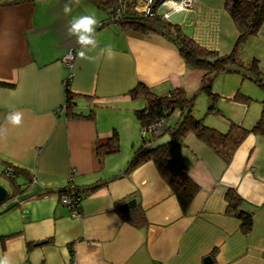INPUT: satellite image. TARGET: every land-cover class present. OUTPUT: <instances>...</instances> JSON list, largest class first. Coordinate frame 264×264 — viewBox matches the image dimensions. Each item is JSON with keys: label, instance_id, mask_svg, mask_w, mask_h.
<instances>
[{"label": "crops", "instance_id": "obj_1", "mask_svg": "<svg viewBox=\"0 0 264 264\" xmlns=\"http://www.w3.org/2000/svg\"><path fill=\"white\" fill-rule=\"evenodd\" d=\"M66 4L72 8L68 14ZM224 5L225 0H194L191 9L172 13L168 21L200 45L227 54L238 32ZM83 15L99 22L95 48L82 49L68 35L70 21ZM108 16L87 0H0V129L6 130L0 171L10 162L32 178L0 203V257L10 264H68L72 255L75 264H264V135L248 133L226 164L196 134L185 133L172 150L176 166L198 184L185 213L151 160L124 172L142 132L134 110L144 106L129 91L142 83L158 95L179 87L195 94L205 71L188 67L159 33H137L118 23L100 26ZM108 46L113 59L104 51ZM70 50L71 71L62 61ZM81 50L95 61L81 59ZM238 56L244 64L257 58L264 67V23L244 40ZM66 81L77 94L74 110L92 116L70 117L62 110ZM213 81L216 109L207 111L206 94L205 112L193 114L220 131L230 122L250 128L261 106L234 101L232 89L221 96ZM17 111L23 118L14 126L7 116ZM178 119L174 112L165 123ZM113 132L119 149L100 163L96 147ZM70 182L80 189L101 183L79 193V216L59 200V190ZM227 188L236 190L241 208L252 215L247 232L226 212ZM131 199L134 206L124 211ZM135 206L144 214L141 226L120 212Z\"/></svg>", "mask_w": 264, "mask_h": 264}, {"label": "trees", "instance_id": "obj_2", "mask_svg": "<svg viewBox=\"0 0 264 264\" xmlns=\"http://www.w3.org/2000/svg\"><path fill=\"white\" fill-rule=\"evenodd\" d=\"M97 8L103 9L110 15L118 0H87ZM225 9L234 21L238 35L231 52L219 54L216 50L208 49L197 43L191 36L186 34L180 25L163 20L159 17H148L139 14L126 13L117 22L121 27L137 33L155 32L165 36L179 51L186 65L190 68L205 71L200 89L208 95L207 111H214L216 95L212 92L213 78L221 72H241L243 69L248 73L247 78L253 80L264 89V67L257 58L252 57L247 64L240 61L238 53L244 40L255 34L264 23V0H225ZM109 24L102 21L100 26ZM243 75V74H242ZM245 76V75H244ZM65 82V114L70 117H88L92 113L83 114L74 110L76 93L70 91ZM131 98L142 97L144 106L135 109V115L141 127L140 139L134 149L131 158L124 170L125 173L137 165L151 160L161 178L173 190L178 204L185 213L198 191V184L184 171L180 170L172 157L173 147L182 140L185 133L191 131L204 141L218 154L227 164L237 146L248 133L264 135V99L261 100V109L255 123L246 128L240 123L230 122L225 131L207 126L203 118L196 117L192 110L195 95H187L181 87L170 90L165 95H158L146 85L137 83L129 91ZM232 99L239 102H249L251 98L240 92H235ZM177 113L179 119L173 124H166L172 113ZM163 121L158 128L150 127L151 124ZM163 135H168L169 140L157 147L151 144ZM119 149V139L116 132L102 145L96 147V155L101 163L104 155ZM1 174L5 175V169H11V176H7L10 187L7 196L1 201H6L19 193L27 179L31 175L26 169L10 162H3ZM0 174V175H1ZM1 175V176H2ZM32 179V178H31ZM101 183H94L80 189L77 193L91 192L98 188ZM63 187L59 190L61 193ZM226 212L240 220V227L247 232L252 224V215L249 211L241 208L242 198L234 188H227L224 194ZM0 202V203H1ZM121 210V209H120ZM135 225L145 224L143 211L135 206L133 209L122 212Z\"/></svg>", "mask_w": 264, "mask_h": 264}, {"label": "built area", "instance_id": "obj_3", "mask_svg": "<svg viewBox=\"0 0 264 264\" xmlns=\"http://www.w3.org/2000/svg\"><path fill=\"white\" fill-rule=\"evenodd\" d=\"M194 0H118L111 14L107 17L109 23H117L126 13H134L148 17H159L163 20H169L172 13L189 10L193 7ZM101 24V23H100ZM74 52H66L62 57L64 65L71 71L74 62ZM71 73H69V76ZM65 111V104L62 106ZM163 121L150 125L158 128ZM5 175L11 176V169H5ZM59 200L64 204L71 216L80 215V195L77 193L75 186L70 182L65 184L62 192L59 194ZM21 264H30L23 262ZM68 264H75V258L72 255Z\"/></svg>", "mask_w": 264, "mask_h": 264}, {"label": "rangeland", "instance_id": "obj_4", "mask_svg": "<svg viewBox=\"0 0 264 264\" xmlns=\"http://www.w3.org/2000/svg\"><path fill=\"white\" fill-rule=\"evenodd\" d=\"M109 24L111 26V23ZM246 74L248 75V73L244 69H243V73L226 72V75H224V72H221V73H218L214 77L215 80L213 79L214 80L213 83L217 84L218 88L220 89V91L218 90V93H220L221 96H228V94L226 95L225 93H228V91L230 93V89H232L235 92H240L246 96H249L251 98V100L249 101L251 108H253L254 106L258 108L261 106V100L264 99V89L258 86L250 78H247ZM222 76H229V77L233 76V77H231L232 79H229V80L228 79L223 80ZM195 94H196L195 102H194L192 112L196 113L197 111H201L203 113V111L205 112V107L203 106V103H202V96H207V95L201 89H199ZM0 174H1V171H0ZM1 175H0V183L5 184L6 188L9 191V188H11L9 180L4 175L2 176Z\"/></svg>", "mask_w": 264, "mask_h": 264}, {"label": "clouds", "instance_id": "obj_5", "mask_svg": "<svg viewBox=\"0 0 264 264\" xmlns=\"http://www.w3.org/2000/svg\"><path fill=\"white\" fill-rule=\"evenodd\" d=\"M78 2V0H75ZM63 11L65 14H68L72 11L70 4H66L64 6ZM98 20L91 15H83L79 17H74L70 21V26L68 28V35L75 36L76 41L79 45L82 46V49L87 48L88 46H92L95 48L97 46V41L95 39V30L98 25ZM108 53L107 58L113 59V50L110 46L104 49ZM81 59H87L90 62L95 61L96 57L87 56L84 50H81L78 53ZM23 113L22 112H14L7 116V120L14 126H19L22 122ZM6 130L0 129V136L5 133ZM0 264H10V261L7 256L0 257Z\"/></svg>", "mask_w": 264, "mask_h": 264}, {"label": "water", "instance_id": "obj_6", "mask_svg": "<svg viewBox=\"0 0 264 264\" xmlns=\"http://www.w3.org/2000/svg\"><path fill=\"white\" fill-rule=\"evenodd\" d=\"M169 140L168 135H163L162 137H160L158 140H156L154 143L151 144L152 147H157L160 146L164 143H166ZM8 194V189L5 187L4 184L0 183V202L7 196ZM135 204V200L131 199L127 202H125L122 205V208L124 211L128 210L129 208L133 207ZM210 261V257L209 256H205L204 257V262H209Z\"/></svg>", "mask_w": 264, "mask_h": 264}]
</instances>
